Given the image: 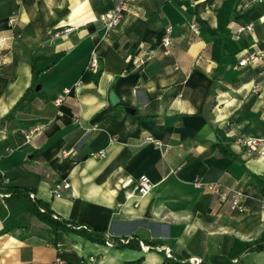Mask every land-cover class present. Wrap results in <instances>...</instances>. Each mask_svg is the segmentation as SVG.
<instances>
[{
	"label": "crops",
	"instance_id": "0c3cea01",
	"mask_svg": "<svg viewBox=\"0 0 264 264\" xmlns=\"http://www.w3.org/2000/svg\"><path fill=\"white\" fill-rule=\"evenodd\" d=\"M117 1L0 0V38L22 34L0 45V194L30 190L61 218L141 247L55 236L30 196L0 197V264H264V249L246 250L264 243V154L247 143L264 150V56L239 65L264 52V1L137 0L107 27L100 15ZM215 182L242 189L246 210ZM56 183L70 184L60 197Z\"/></svg>",
	"mask_w": 264,
	"mask_h": 264
},
{
	"label": "built area",
	"instance_id": "2783aa9c",
	"mask_svg": "<svg viewBox=\"0 0 264 264\" xmlns=\"http://www.w3.org/2000/svg\"><path fill=\"white\" fill-rule=\"evenodd\" d=\"M137 0H118L117 3L114 5V7L104 13H102L100 15V20L104 23L105 26L107 27H114L119 25L125 18L126 14L130 11V9L135 5ZM264 0H253V2H263ZM12 21L15 22L16 21V17L13 16L12 17ZM192 30L196 33L199 34L200 33V27L198 26V24L194 23L192 24ZM253 30V25L252 24H248V25H244V26H240L237 30L238 35H241L244 32L247 31H252ZM64 31L63 30H59L57 32H55V36H60L61 34H63ZM22 34L18 33L15 36L12 37H1L0 38V45L2 46H7L8 48H12V42L18 38H21ZM163 44H164V54L170 55L171 54V50L168 48V46L171 44V39H170V35H167L164 37L163 39ZM264 56V52H257V53H251L249 56L241 59L239 61V65L243 66L248 64L250 61L257 59L258 57H263ZM89 67L93 70H99L100 69V59L98 57L97 54L93 53L90 56L89 59ZM176 68H178V66H176ZM254 91H257V86L254 88ZM57 104H60L62 102V98H58L56 100ZM148 142H153L156 145H160V146H164L165 150H168V146L164 145L160 140H156L152 137H148L147 138ZM247 143L250 145V149L252 153H257V154H264V150L263 148L260 146V141L256 140V139H252L249 138L247 139ZM100 155H104V152H99ZM180 169V167L172 170L173 172H177ZM199 184V182L197 183ZM70 186V184L68 183H56L52 186V188L50 189L51 194L55 195V196H62L61 190L63 188H68ZM153 188V183L151 181V179L149 178L148 175L146 174H142L139 178V183H138V194L140 196H145L147 194H149V192L152 190ZM208 188L213 191L216 192L220 195V198L222 200H226V199H230L231 201V209L234 212H239L242 213L246 210V205H245V199H246V193L242 190V189H226L223 187V185L221 183L215 182V183H211L208 185ZM0 197H3V194H0ZM96 258L94 256H91L89 261L90 262H95ZM34 264H64V261L58 257L55 260L51 261V262H44V263H34ZM81 264H89V262L87 260L82 261Z\"/></svg>",
	"mask_w": 264,
	"mask_h": 264
},
{
	"label": "trees",
	"instance_id": "16d2710c",
	"mask_svg": "<svg viewBox=\"0 0 264 264\" xmlns=\"http://www.w3.org/2000/svg\"><path fill=\"white\" fill-rule=\"evenodd\" d=\"M99 71H97L98 73ZM219 147L222 148L221 143L219 142ZM3 191V199L7 200L9 198L30 196L33 200L31 214L37 217L40 221L44 222L50 227L55 236L58 235L60 230L67 232H76L87 239L99 242L101 244L112 245L117 248H140L139 240L135 238H117L114 236L108 235L105 231L94 229L86 224H78L74 221L67 220L58 216L51 208V206L38 198L30 190H24L17 187H8ZM150 245H155V242L146 241ZM264 249V243L256 241L254 244L248 245L246 250H261Z\"/></svg>",
	"mask_w": 264,
	"mask_h": 264
},
{
	"label": "water",
	"instance_id": "95a60500",
	"mask_svg": "<svg viewBox=\"0 0 264 264\" xmlns=\"http://www.w3.org/2000/svg\"><path fill=\"white\" fill-rule=\"evenodd\" d=\"M210 31V30H209ZM110 98H111V101L113 104H117L119 102V97L116 95V93L114 91H111L110 92ZM127 111L134 114L135 113V109L134 108H131V107H128L127 108ZM118 199L121 201V202H125L126 201V196H125V193L122 192Z\"/></svg>",
	"mask_w": 264,
	"mask_h": 264
}]
</instances>
